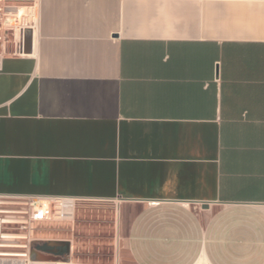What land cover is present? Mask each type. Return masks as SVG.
<instances>
[{
	"label": "crops",
	"instance_id": "crops-1",
	"mask_svg": "<svg viewBox=\"0 0 264 264\" xmlns=\"http://www.w3.org/2000/svg\"><path fill=\"white\" fill-rule=\"evenodd\" d=\"M4 1L38 20L0 39V198L97 205L107 245L0 264H264V0Z\"/></svg>",
	"mask_w": 264,
	"mask_h": 264
},
{
	"label": "built area",
	"instance_id": "built-area-1",
	"mask_svg": "<svg viewBox=\"0 0 264 264\" xmlns=\"http://www.w3.org/2000/svg\"><path fill=\"white\" fill-rule=\"evenodd\" d=\"M38 20V11L34 3L12 4L0 0V39H5L10 33L14 36L16 32L20 33L22 40V50L26 32L34 29ZM20 199L16 208L0 209V246L8 248L7 253L14 255H25L32 261L31 252L35 242L41 241L37 234L46 233L45 224L53 221L64 222L75 218L78 207L83 205L80 199L70 197H43L30 196ZM1 203V202H0ZM7 226L9 230L5 231ZM25 240V241H24ZM50 241L69 240L46 239ZM20 248H24L21 250Z\"/></svg>",
	"mask_w": 264,
	"mask_h": 264
},
{
	"label": "rangeland",
	"instance_id": "rangeland-1",
	"mask_svg": "<svg viewBox=\"0 0 264 264\" xmlns=\"http://www.w3.org/2000/svg\"><path fill=\"white\" fill-rule=\"evenodd\" d=\"M19 200L20 199L17 198H0V202H1L0 209L16 208L17 204L13 202H18ZM95 206L91 204L81 205L80 207L77 208L75 213V218L72 220H66L64 222L56 220L51 223H46L45 224L46 233L44 234V237H47V239H55L57 237H60V235L64 237H69L75 233L81 234V228H82L81 237L83 239V244L86 246L85 260L86 261L93 260L94 256L88 257L89 252L87 251L90 250V246L92 245V250H94V249H99L100 247H106L107 245V241L105 239V231H104V224L106 223L105 217L107 212L104 211L103 208L99 209ZM3 215L4 214L0 213V216ZM4 230L17 231V232L19 231V230H9L7 226L4 228ZM35 237L39 239L41 235L37 234ZM20 249L25 251L24 248H20ZM32 255H33L32 258L34 259H44L45 257H47L45 256V253L41 251V249H36V248H33ZM92 255H94V253Z\"/></svg>",
	"mask_w": 264,
	"mask_h": 264
},
{
	"label": "flooded vegetation",
	"instance_id": "flooded-vegetation-1",
	"mask_svg": "<svg viewBox=\"0 0 264 264\" xmlns=\"http://www.w3.org/2000/svg\"><path fill=\"white\" fill-rule=\"evenodd\" d=\"M33 248L41 249L45 256L57 257L63 253L64 247L62 245L53 244L50 242H35Z\"/></svg>",
	"mask_w": 264,
	"mask_h": 264
},
{
	"label": "water",
	"instance_id": "water-1",
	"mask_svg": "<svg viewBox=\"0 0 264 264\" xmlns=\"http://www.w3.org/2000/svg\"><path fill=\"white\" fill-rule=\"evenodd\" d=\"M50 243L53 244H58V245H62V247H64L63 253L60 255V257H45L44 259H42L41 261H57L58 259L60 260H64L67 261L69 259L70 256V249H69V243L66 241H49ZM33 250L31 252V257H33L32 255ZM33 261H37L36 259L32 258Z\"/></svg>",
	"mask_w": 264,
	"mask_h": 264
},
{
	"label": "bare ground",
	"instance_id": "bare-ground-1",
	"mask_svg": "<svg viewBox=\"0 0 264 264\" xmlns=\"http://www.w3.org/2000/svg\"><path fill=\"white\" fill-rule=\"evenodd\" d=\"M22 256V255H21ZM60 264V263H59Z\"/></svg>",
	"mask_w": 264,
	"mask_h": 264
}]
</instances>
